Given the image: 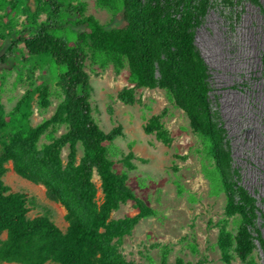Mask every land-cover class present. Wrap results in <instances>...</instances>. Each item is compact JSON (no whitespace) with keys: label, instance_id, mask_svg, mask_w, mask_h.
I'll use <instances>...</instances> for the list:
<instances>
[{"label":"trees","instance_id":"obj_1","mask_svg":"<svg viewBox=\"0 0 264 264\" xmlns=\"http://www.w3.org/2000/svg\"><path fill=\"white\" fill-rule=\"evenodd\" d=\"M209 1L97 0L114 15L112 22L101 23L86 14L87 3L82 0L68 7L64 0H34L35 10L29 0H0V11L11 8L26 15V28L16 32L13 44L21 43L27 56H46L63 68L57 82L62 99L54 113L37 125H30L33 89L26 91L10 115L0 101V135L9 132L1 139L0 148V264H154L151 258L130 259L120 249L125 236L157 211L136 195L127 174L115 169L107 143L122 136L123 130L121 126L104 130L92 114L93 86L86 65L89 54L103 69L110 64L117 73L129 69V84L118 92L123 103L135 104L140 88L162 87L184 110L207 157L215 162L227 196L226 214L238 223L236 233L226 227L220 231L222 259L227 264H241L234 263L238 257L243 263L254 264L255 241L264 251V237L256 227L259 207L242 186L225 175L222 134L209 101L208 67L194 43L195 29ZM43 13L48 19L41 20ZM52 17L77 29L75 37L64 39L59 28L51 31L48 23ZM38 92L39 106L47 110L52 92L47 85ZM62 126L65 131L57 135ZM145 131L166 145L173 142L161 114L149 118ZM45 136L49 142L43 143ZM79 146L83 150L80 159ZM9 161L19 175L43 184L47 195L65 207L66 231L48 214L29 215L26 194L13 191L4 181ZM100 188L101 203L97 200ZM128 202L137 213L113 218L112 213ZM161 264L193 263L181 257L170 261L165 247Z\"/></svg>","mask_w":264,"mask_h":264},{"label":"rangeland","instance_id":"obj_2","mask_svg":"<svg viewBox=\"0 0 264 264\" xmlns=\"http://www.w3.org/2000/svg\"><path fill=\"white\" fill-rule=\"evenodd\" d=\"M65 6L78 0H64ZM87 3L86 14L101 23L114 19L112 11L97 0ZM28 5L36 9L34 0ZM3 15H7L3 18ZM26 15L22 10L0 11V101L7 114L31 88L33 114L30 125L50 117L62 99L58 86L62 67L46 56H27L21 43L13 44L16 32L22 31ZM120 18V15L118 16ZM47 14H41L46 20ZM48 25L57 28L64 39L74 38L75 31L66 20L52 17ZM4 37V38H3ZM195 46L208 67L209 101L213 119L222 134V163L226 177L242 186L259 207L256 227L264 237V0H210L195 29ZM87 71L93 86L92 114L106 130L121 126L123 135L107 143L115 169L126 173L136 195L156 209V216L142 219L130 235L125 236L121 251L130 259L161 264L163 248L169 260L181 257L197 264H227L222 259L219 234L222 227L236 233L238 223L226 213L227 196L217 177L214 160L207 157L201 138L194 133L188 116L170 99L162 87L140 88L138 101L125 104L118 92L129 84V69L117 73L113 64L103 69L90 57ZM47 85L52 105L39 106L38 88ZM161 114L173 142L166 145L145 125L153 115ZM65 131L62 126L57 133ZM9 132H2L1 139ZM42 142H49L43 137ZM68 148L63 151L66 160ZM83 154L78 148V158ZM4 181L13 191L26 194L29 215L48 214L66 231V209L47 195L46 187L19 175L12 161L7 163ZM100 187V180L95 176ZM97 200L103 201L99 189ZM137 209L124 203L112 213L113 218L134 215ZM254 264H264V251L258 241ZM234 263H243L238 257ZM6 264V263H5Z\"/></svg>","mask_w":264,"mask_h":264}]
</instances>
